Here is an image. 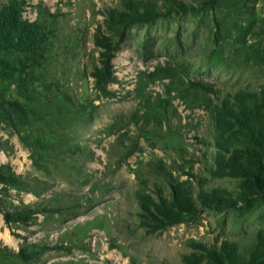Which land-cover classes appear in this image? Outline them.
<instances>
[{"label":"rangeland","instance_id":"rangeland-1","mask_svg":"<svg viewBox=\"0 0 264 264\" xmlns=\"http://www.w3.org/2000/svg\"><path fill=\"white\" fill-rule=\"evenodd\" d=\"M12 1L43 26L46 54L30 68L0 54V164L28 183L0 199L4 211L40 212L10 223L0 213V264H206L199 245L248 258L264 204L149 234L137 194L170 197L184 181L195 196L237 193L239 180L209 174L211 111L237 92L264 94V0H153L162 16L128 29L110 97L94 88V37L127 0H0V11Z\"/></svg>","mask_w":264,"mask_h":264},{"label":"trees","instance_id":"trees-1","mask_svg":"<svg viewBox=\"0 0 264 264\" xmlns=\"http://www.w3.org/2000/svg\"><path fill=\"white\" fill-rule=\"evenodd\" d=\"M172 1L177 9L186 10L182 2ZM162 15L153 0H127L123 9H109L97 28L94 42L99 48V66L92 77L94 88L104 97L112 96L110 85L117 83L113 60L129 28L153 22ZM46 35L43 26L24 19L23 5L12 1L0 11V54L19 56L24 68L40 65L46 54ZM203 89L206 86L201 85ZM215 123V156L209 174L213 178H233L240 181L236 194L225 189L200 191L195 196L189 181L171 183V195L161 190L155 197L137 194L141 208L140 226L147 233L162 231L169 226L196 220L199 213L209 209L216 213L245 208L252 210L264 204V94L237 92L228 95L211 111ZM27 182L11 166L0 164V197L8 189H25ZM46 210V209H45ZM40 211L23 207L4 211L0 199V213L10 222H27ZM206 264H264V232L259 231L257 241L248 258L231 249L225 255L210 252L202 245ZM196 257H185V264H197ZM200 260V259H199ZM203 260V259H202Z\"/></svg>","mask_w":264,"mask_h":264}]
</instances>
